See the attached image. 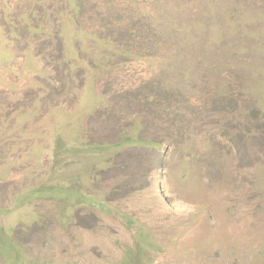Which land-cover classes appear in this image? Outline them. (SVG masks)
Segmentation results:
<instances>
[{"label": "rangeland", "instance_id": "374dc122", "mask_svg": "<svg viewBox=\"0 0 264 264\" xmlns=\"http://www.w3.org/2000/svg\"><path fill=\"white\" fill-rule=\"evenodd\" d=\"M134 260L264 264V0H0V264Z\"/></svg>", "mask_w": 264, "mask_h": 264}, {"label": "trees", "instance_id": "16d2710c", "mask_svg": "<svg viewBox=\"0 0 264 264\" xmlns=\"http://www.w3.org/2000/svg\"><path fill=\"white\" fill-rule=\"evenodd\" d=\"M93 204L98 207L99 209H102V210H105V211H111V209L105 204L103 203L102 201H95L93 202ZM4 241H6L4 239ZM133 263L135 264V260L133 261Z\"/></svg>", "mask_w": 264, "mask_h": 264}]
</instances>
